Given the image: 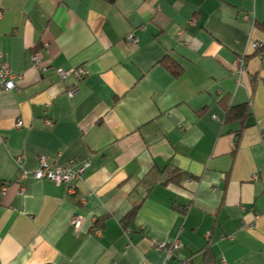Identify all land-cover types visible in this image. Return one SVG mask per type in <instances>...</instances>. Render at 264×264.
<instances>
[{
  "label": "crops",
  "instance_id": "obj_1",
  "mask_svg": "<svg viewBox=\"0 0 264 264\" xmlns=\"http://www.w3.org/2000/svg\"><path fill=\"white\" fill-rule=\"evenodd\" d=\"M254 41L264 0H0V54L21 76L0 90V264H264ZM40 156L87 166L69 184L28 174L21 193Z\"/></svg>",
  "mask_w": 264,
  "mask_h": 264
},
{
  "label": "built area",
  "instance_id": "obj_2",
  "mask_svg": "<svg viewBox=\"0 0 264 264\" xmlns=\"http://www.w3.org/2000/svg\"><path fill=\"white\" fill-rule=\"evenodd\" d=\"M245 19H247V16H244ZM128 38L130 40H134L132 35H129ZM252 47L254 49L261 50L264 48V42L261 41H254L252 43ZM32 61L33 65L37 66L40 63V55L39 53H35L32 56ZM233 68L235 73L239 76L244 70H245V57L244 55L238 56L235 61L233 62ZM57 73L61 78L66 77L68 74L73 73L75 76L78 78H81L83 76V71L81 69L77 70H62V69H57ZM21 78L20 75L15 74L9 67L8 65L4 62L3 56L0 54V90H12L16 88L17 81ZM76 89H71L68 91V95L72 96L74 94ZM17 126H22L23 123L22 121H17ZM21 157L18 156L16 158L17 164L21 163ZM86 164H79L76 161H70L66 167H53L47 160L45 156H40L38 160V166L35 170L31 172L27 171H21L19 175H17L14 178V182L20 183V191L21 193H24L25 187H24V181L26 180L28 174H31V176L35 179H47L50 181H53L55 183H63V184H69L73 180L81 179L85 168ZM254 178L256 175L253 176ZM5 187H2V190H4ZM70 223L74 225L75 227H78L80 224V216L79 215H73V217L70 220ZM98 233L99 231L96 230ZM168 246V247H166ZM164 247L167 248V257L170 258L174 251L179 249L180 247V242L178 239L174 240L172 243L169 245L167 244H159L158 248L163 249ZM224 261V259H222ZM182 264H187V262H183Z\"/></svg>",
  "mask_w": 264,
  "mask_h": 264
},
{
  "label": "trees",
  "instance_id": "obj_3",
  "mask_svg": "<svg viewBox=\"0 0 264 264\" xmlns=\"http://www.w3.org/2000/svg\"><path fill=\"white\" fill-rule=\"evenodd\" d=\"M109 2H113L114 0H107ZM247 111V107L246 106H237V107H233V108H229L227 113H226V116H225V119L226 120H230V119H233V118H237V117H241V116H246V112ZM98 226V222L96 224H94L93 228L97 227Z\"/></svg>",
  "mask_w": 264,
  "mask_h": 264
}]
</instances>
